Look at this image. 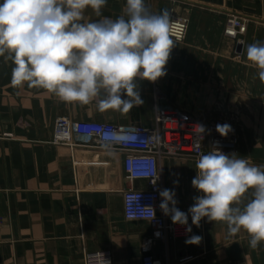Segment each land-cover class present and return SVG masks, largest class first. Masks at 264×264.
<instances>
[{
	"label": "crops",
	"instance_id": "obj_1",
	"mask_svg": "<svg viewBox=\"0 0 264 264\" xmlns=\"http://www.w3.org/2000/svg\"><path fill=\"white\" fill-rule=\"evenodd\" d=\"M145 3L152 13L186 17L188 28L181 42L174 41L167 74L154 83L138 81L144 103L128 113L101 112L95 100L69 104L43 89L15 87L13 65L0 57V264H85L89 253L108 256L110 264H144L148 258L168 264H264V242L252 249L245 232L229 237L226 224L206 217L197 227L190 215L191 232L181 238L158 239L147 222L124 217L123 190L131 182L120 152L52 142L58 117L152 127L158 108L179 109L205 124L215 123L209 116L230 124L236 154L264 165V83L245 55L248 44L264 41V0ZM125 5L126 0H107L101 17L88 8L82 22L116 19ZM229 15L246 22L236 38L224 34ZM195 166L193 159L161 161L162 190L175 191L176 207L189 209L200 195L191 184ZM193 235L201 242L186 244Z\"/></svg>",
	"mask_w": 264,
	"mask_h": 264
},
{
	"label": "clouds",
	"instance_id": "obj_2",
	"mask_svg": "<svg viewBox=\"0 0 264 264\" xmlns=\"http://www.w3.org/2000/svg\"><path fill=\"white\" fill-rule=\"evenodd\" d=\"M106 4L107 0H2L0 57L13 65L12 85L43 89L69 104L95 100L101 112L128 113L142 105L138 81L154 83L167 74L175 46L170 14L152 13L145 0H126L118 18L82 22L86 9L101 17ZM245 55L264 83V41L248 44ZM198 128L201 145L206 129ZM216 131L227 137L233 129L224 123L217 124ZM195 169L191 184L200 195L193 197V205L187 213L179 210L175 191L163 189V214L173 224L187 226L188 232L189 214L197 227L205 217L223 222L229 237L243 231L249 247L258 248L264 242V165L213 146L199 153ZM156 179L159 176L153 182ZM201 240L193 235L185 243L198 245Z\"/></svg>",
	"mask_w": 264,
	"mask_h": 264
},
{
	"label": "built area",
	"instance_id": "obj_3",
	"mask_svg": "<svg viewBox=\"0 0 264 264\" xmlns=\"http://www.w3.org/2000/svg\"><path fill=\"white\" fill-rule=\"evenodd\" d=\"M170 33L174 41L181 42L187 32L186 17L170 15ZM246 31V22L236 15H229L224 34L236 38ZM198 125L205 126L204 138L199 142ZM217 123L205 124L192 114L179 109L158 108L152 127L141 125H117L93 120H72L58 117L53 124L52 142L61 146H101L123 155V170L131 186L123 190L124 217L127 221H145L156 231L157 238L167 241L186 235V227L173 224L170 216L161 211L159 191L163 186L161 161L165 158H199L218 146L226 154L236 153L237 138L234 129L227 137L216 131ZM216 142H219L216 145ZM153 182L154 177H158ZM140 181L143 186H134ZM147 206H151L148 208ZM187 213L185 207H177ZM188 215V221H189ZM85 264H110L108 256L89 253ZM144 264H168L166 261L148 258Z\"/></svg>",
	"mask_w": 264,
	"mask_h": 264
},
{
	"label": "rangeland",
	"instance_id": "obj_4",
	"mask_svg": "<svg viewBox=\"0 0 264 264\" xmlns=\"http://www.w3.org/2000/svg\"><path fill=\"white\" fill-rule=\"evenodd\" d=\"M214 112V110H213V106H211V108H210V113L212 114ZM206 113H208L207 111H206ZM209 114V113H208ZM207 119H209V120H207V121H215V123H217L216 121L217 120H215L214 118H213V116H209V118H207Z\"/></svg>",
	"mask_w": 264,
	"mask_h": 264
},
{
	"label": "water",
	"instance_id": "obj_5",
	"mask_svg": "<svg viewBox=\"0 0 264 264\" xmlns=\"http://www.w3.org/2000/svg\"><path fill=\"white\" fill-rule=\"evenodd\" d=\"M214 264H218V263H214Z\"/></svg>",
	"mask_w": 264,
	"mask_h": 264
}]
</instances>
